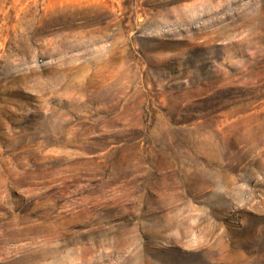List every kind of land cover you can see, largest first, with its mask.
<instances>
[{"label":"rangeland","instance_id":"1","mask_svg":"<svg viewBox=\"0 0 264 264\" xmlns=\"http://www.w3.org/2000/svg\"><path fill=\"white\" fill-rule=\"evenodd\" d=\"M0 264H264V0H0Z\"/></svg>","mask_w":264,"mask_h":264}]
</instances>
